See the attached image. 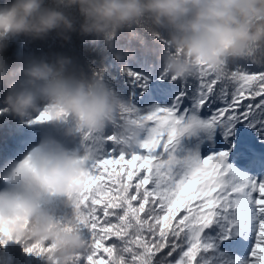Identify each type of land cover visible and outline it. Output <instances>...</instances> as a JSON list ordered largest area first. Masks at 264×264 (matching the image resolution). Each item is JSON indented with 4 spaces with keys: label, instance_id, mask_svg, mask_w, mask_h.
Segmentation results:
<instances>
[{
    "label": "snow or ice",
    "instance_id": "6c2138e0",
    "mask_svg": "<svg viewBox=\"0 0 264 264\" xmlns=\"http://www.w3.org/2000/svg\"><path fill=\"white\" fill-rule=\"evenodd\" d=\"M128 74L147 89L142 74ZM170 79L182 86L171 106L131 104L120 115L147 123L136 150L85 146L89 184L74 211L89 252L78 264H264V52ZM241 127L257 136L241 140Z\"/></svg>",
    "mask_w": 264,
    "mask_h": 264
},
{
    "label": "clouds",
    "instance_id": "9594fccd",
    "mask_svg": "<svg viewBox=\"0 0 264 264\" xmlns=\"http://www.w3.org/2000/svg\"><path fill=\"white\" fill-rule=\"evenodd\" d=\"M65 9L78 11L79 24ZM137 26L165 39L158 57L161 74L178 80L193 78L201 67L216 71L264 52V0H10L0 5L3 111L30 125H62L68 138L103 134L131 109L130 102L101 80L77 74L67 56L30 58L10 68L5 53L14 37L46 39L56 32L67 41L78 31L104 42L103 59L122 62L134 59L136 50L117 47L116 38L125 31L133 35ZM147 127L123 121L117 134L121 149L136 150ZM0 181V237L35 245L45 264H78L89 252L74 211L89 184L85 155L45 137L21 159L8 161ZM57 201L71 214H61Z\"/></svg>",
    "mask_w": 264,
    "mask_h": 264
},
{
    "label": "trees",
    "instance_id": "16d2710c",
    "mask_svg": "<svg viewBox=\"0 0 264 264\" xmlns=\"http://www.w3.org/2000/svg\"><path fill=\"white\" fill-rule=\"evenodd\" d=\"M10 0H0V5L9 3ZM66 13L75 15L78 24L82 18L76 9H65ZM70 40H64L52 32L46 39H32L28 36H19L10 39L9 48L5 53L8 64L16 67L26 59L36 58L52 61L56 56L63 55L71 58L74 62V70L79 74L81 71L89 79H99L105 83L114 94L134 104L142 113L150 111L153 106H171L175 96L181 91L180 81H171L170 76L161 79V61L159 54L165 47V39L153 37L139 26L134 29V34L127 31L116 38L119 48H132L136 50L134 59H125L118 62L114 56L103 59L104 42L93 35H81L78 31L70 34ZM140 73L147 81V89L139 86V81L130 76L128 72ZM7 85L0 89V169L10 160L21 159L33 146L37 145L42 138L54 136L61 140L66 147L73 152L84 154L85 146L109 154L114 149L119 150L120 144L106 141L105 138L117 135L123 123L120 118L116 124L110 125L103 134L95 135L89 140L83 136L75 139L64 136L62 125H30L21 122L7 108L5 102ZM219 136V133L217 134ZM241 140L256 137L253 129L239 128L237 132ZM222 139V137H220ZM257 142L259 139L257 138ZM196 139L193 138L191 146L194 147ZM203 151V146H202ZM238 167H243V161L230 160ZM0 181V188H3ZM56 206L60 213L71 214V208H64L57 201ZM86 237L88 233L84 232ZM22 243L9 242L6 247H0V264H45V261L29 255L24 251Z\"/></svg>",
    "mask_w": 264,
    "mask_h": 264
}]
</instances>
